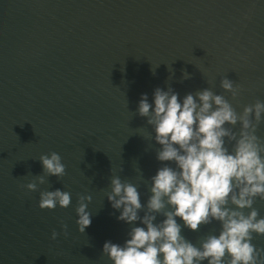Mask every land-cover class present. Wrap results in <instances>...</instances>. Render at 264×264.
<instances>
[{
    "label": "water",
    "instance_id": "95a60500",
    "mask_svg": "<svg viewBox=\"0 0 264 264\" xmlns=\"http://www.w3.org/2000/svg\"><path fill=\"white\" fill-rule=\"evenodd\" d=\"M169 86L179 97L208 88L237 113L264 101V0H0V264H111L102 245L122 244L130 225L105 192L119 175L144 204L149 177L171 166L156 159L159 145L136 110L142 93L151 102L156 87ZM255 134L264 143V114ZM51 151L63 176L43 171L39 156ZM40 176L36 191L24 187ZM55 188L70 193V205L41 209L39 191ZM84 194L91 224L80 233L74 209ZM253 207L264 216V200ZM176 219L197 247L220 229Z\"/></svg>",
    "mask_w": 264,
    "mask_h": 264
},
{
    "label": "clouds",
    "instance_id": "9594fccd",
    "mask_svg": "<svg viewBox=\"0 0 264 264\" xmlns=\"http://www.w3.org/2000/svg\"><path fill=\"white\" fill-rule=\"evenodd\" d=\"M220 86L237 94L227 78L221 79ZM136 110L146 117L151 140L159 145L156 159L171 166L162 163L149 177L150 195L144 204L137 184L111 176L106 198L119 212L116 219L130 228L122 244L104 241L101 253L111 264H201L205 260L207 264H264V248L253 243V234L264 236V216L253 207L256 198L264 200V143L255 134L264 101L245 105L237 113L224 96L208 88L179 97L169 86L166 90L156 87L151 102L142 93ZM237 122L238 134L225 127ZM225 137L233 142L231 150L225 146ZM39 161L46 175L65 174L57 152L41 154ZM44 182L40 176L24 187L36 191ZM91 200L88 194L77 199L75 224L80 233L91 224L87 210ZM70 203L68 191H39L41 209L67 208ZM157 214L163 219L156 221ZM177 217L190 230L213 220L220 229L206 235L197 247L181 234ZM57 235L53 229L50 238L55 240Z\"/></svg>",
    "mask_w": 264,
    "mask_h": 264
}]
</instances>
